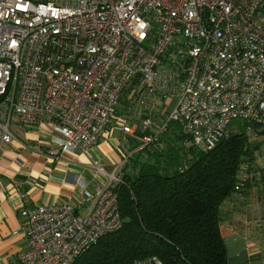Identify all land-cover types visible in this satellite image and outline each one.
<instances>
[{
  "label": "built area",
  "instance_id": "built-area-1",
  "mask_svg": "<svg viewBox=\"0 0 264 264\" xmlns=\"http://www.w3.org/2000/svg\"><path fill=\"white\" fill-rule=\"evenodd\" d=\"M233 119L264 125V0H0V142L14 120L45 127L52 154L88 153L109 128L147 143L176 120L206 151ZM128 155L112 173L92 163L107 181L83 190L84 213L24 207L17 263L72 264L117 230L112 188Z\"/></svg>",
  "mask_w": 264,
  "mask_h": 264
},
{
  "label": "trees",
  "instance_id": "trees-1",
  "mask_svg": "<svg viewBox=\"0 0 264 264\" xmlns=\"http://www.w3.org/2000/svg\"><path fill=\"white\" fill-rule=\"evenodd\" d=\"M142 136L130 134L134 143L112 188L121 226L72 264H125L148 256L163 264H228L222 225L259 233L249 239L264 244V167L255 163L264 125L233 119L206 151L176 120L150 142Z\"/></svg>",
  "mask_w": 264,
  "mask_h": 264
},
{
  "label": "crops",
  "instance_id": "crops-1",
  "mask_svg": "<svg viewBox=\"0 0 264 264\" xmlns=\"http://www.w3.org/2000/svg\"><path fill=\"white\" fill-rule=\"evenodd\" d=\"M9 129L13 140L0 142V264H18L17 255L25 245V219L20 213L24 207L67 202L84 213L83 190L107 181L92 163L112 173L120 164L122 150L127 151L130 141L134 143L130 134L109 128L88 153L52 154L51 133L45 127L23 128L12 120ZM247 231L237 233L221 226L228 264H264V244L249 239L260 234Z\"/></svg>",
  "mask_w": 264,
  "mask_h": 264
},
{
  "label": "rangeland",
  "instance_id": "rangeland-1",
  "mask_svg": "<svg viewBox=\"0 0 264 264\" xmlns=\"http://www.w3.org/2000/svg\"><path fill=\"white\" fill-rule=\"evenodd\" d=\"M175 103H176V97H173L172 98V100L170 101V103H169V105L166 107V109L168 110V112H170L173 108H174V106H175ZM117 111L118 112H122L123 114L125 113V110H123V107H122V105L119 103L118 104V107H117ZM128 113H131V109H130V111L128 112ZM152 118L153 119H155V120H160L158 117H156L155 115H152ZM160 122L161 123H163V121H161L160 120ZM132 123V121L131 120H129L128 121V124H131ZM255 157H256V159H255V163H257V164H259V165H261V166H263L264 167V136H262V137H260L259 139H258V148H257V150H256V152H255ZM125 163V162H124ZM123 163V164H124ZM101 164V163H100ZM123 164H121L122 166H123ZM122 166H120V168L122 167ZM94 169V168H93ZM95 170V169H94ZM96 171V170H95ZM108 171V170H107ZM108 172H110V171H108ZM117 173V172H116ZM104 176V175H103ZM105 177V181L107 180V177L106 176H104Z\"/></svg>",
  "mask_w": 264,
  "mask_h": 264
}]
</instances>
